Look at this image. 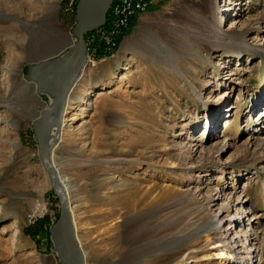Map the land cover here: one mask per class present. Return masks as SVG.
Here are the masks:
<instances>
[{
	"label": "rangeland",
	"instance_id": "rangeland-1",
	"mask_svg": "<svg viewBox=\"0 0 264 264\" xmlns=\"http://www.w3.org/2000/svg\"><path fill=\"white\" fill-rule=\"evenodd\" d=\"M67 2L0 0V264H63L29 70L76 41ZM71 97L54 161L87 264H264V0H159Z\"/></svg>",
	"mask_w": 264,
	"mask_h": 264
},
{
	"label": "water",
	"instance_id": "water-1",
	"mask_svg": "<svg viewBox=\"0 0 264 264\" xmlns=\"http://www.w3.org/2000/svg\"><path fill=\"white\" fill-rule=\"evenodd\" d=\"M112 1L78 0L75 15L76 26L74 28L77 37L76 42L62 56L55 54L43 56L33 63L29 70V78L36 82L39 90L41 92L47 91L46 93L53 97L50 103L45 105L41 112L34 117L33 130L36 135L41 162L48 172L51 186L60 203V217L55 224L57 238L61 246L59 259L63 264H87V262L76 236L68 194L61 183L60 172L54 161L51 134L55 127L64 122L68 97L76 86V76L86 59V32L106 21ZM51 231L54 237L53 229Z\"/></svg>",
	"mask_w": 264,
	"mask_h": 264
},
{
	"label": "bare ground",
	"instance_id": "bare-ground-1",
	"mask_svg": "<svg viewBox=\"0 0 264 264\" xmlns=\"http://www.w3.org/2000/svg\"><path fill=\"white\" fill-rule=\"evenodd\" d=\"M158 2H159V0H151V2H146L144 4V7L142 8L141 0H113L110 8L108 10V13H107L106 21L102 25L95 27V28L88 31L90 64H95V62H97L99 60H102L104 58L116 55L117 52L119 51L123 41L126 38L127 30L130 28L134 17H136V15L141 14L145 10L155 6ZM75 13H76V10H75ZM75 26H76V24H75ZM73 35L75 36V39L77 40V37H76L74 30H73ZM69 38H70V35L67 34V39H69ZM85 38H86V35H85ZM134 40L135 39H132V38L129 39L126 42V45L132 44L134 42ZM53 42H54V39H53ZM74 43H72V44H74ZM70 46H69V48H70ZM69 48H67V49L65 48V50H63V51L61 50V52H59L58 54H55V55L56 56H62L63 54H65L69 50ZM57 51H55L54 53H56ZM86 64H87V54H86V59L84 60V63L80 67V72L76 76V79H75L76 85L78 84L77 80L80 78V75H82L85 71ZM125 69H126V67H125ZM30 82L35 83L36 90H38V92H40L41 94L47 92V91L41 92L39 90V87L37 86L36 82L33 81L32 79H30ZM74 89L72 90V92H70V95L68 97L69 102L72 101V99H74L73 103L85 104L86 105V107H85L86 111L94 108V107H91L93 105L92 95L90 98H84V97H80V96L72 98L71 95H72ZM99 94L100 93H97L94 95L99 96ZM48 95L50 96V101H51L53 97L51 94H48ZM67 107H68V103H67ZM67 107H66V111H67ZM65 116H66V113L64 115V121H65ZM63 123L61 125H58L57 127H55L52 130L51 143H52V153L54 156H55L54 150L56 149V148H54V146L56 147L58 144L63 142L64 139L66 138V135L70 132L68 128L65 130H62L61 127H62ZM60 178H61V175H60ZM61 183L64 187L62 179H61ZM65 186H66V188L65 187L64 188L66 190V193L69 194L70 188L66 184H65ZM68 199H69V197H68ZM70 210H71V208H70ZM71 213H72V210H71ZM72 218H73V213H72ZM221 221H222V218H219L217 221L215 220L212 222L213 224H215V226H214L215 229L218 228V226H219L218 224ZM235 221H237V220L232 219L230 221V223L232 224ZM73 222H74V218H73ZM75 228H76V225H75ZM75 232H76V229H75ZM53 235H54V237H53L54 238V245L56 243V253L59 255L61 252V246H60V242L57 238L56 224H55V227L53 229ZM234 254H236V253H234ZM234 254H232L231 256L235 257ZM127 256L128 255L126 254V257ZM237 257H239V259L243 258L241 256L236 255V258ZM70 258H71V256H70ZM125 260L128 261L127 264H129L130 261H132V258L131 259L126 258ZM86 262H87V260H86Z\"/></svg>",
	"mask_w": 264,
	"mask_h": 264
},
{
	"label": "built area",
	"instance_id": "built-area-1",
	"mask_svg": "<svg viewBox=\"0 0 264 264\" xmlns=\"http://www.w3.org/2000/svg\"><path fill=\"white\" fill-rule=\"evenodd\" d=\"M77 2H78V0H68L66 5L64 6V10L66 12V15L72 20L75 19V23H76L75 10H76ZM146 2H151V0H141L142 8L144 7V4ZM86 45H87V64H86V66H87L90 64L88 31L86 33Z\"/></svg>",
	"mask_w": 264,
	"mask_h": 264
},
{
	"label": "trees",
	"instance_id": "trees-1",
	"mask_svg": "<svg viewBox=\"0 0 264 264\" xmlns=\"http://www.w3.org/2000/svg\"><path fill=\"white\" fill-rule=\"evenodd\" d=\"M54 195H55V197H56V199H57V198H58L57 195H56L55 193H54Z\"/></svg>",
	"mask_w": 264,
	"mask_h": 264
},
{
	"label": "crops",
	"instance_id": "crops-1",
	"mask_svg": "<svg viewBox=\"0 0 264 264\" xmlns=\"http://www.w3.org/2000/svg\"><path fill=\"white\" fill-rule=\"evenodd\" d=\"M57 54V53H56Z\"/></svg>",
	"mask_w": 264,
	"mask_h": 264
}]
</instances>
